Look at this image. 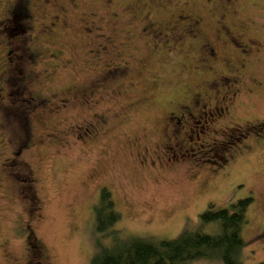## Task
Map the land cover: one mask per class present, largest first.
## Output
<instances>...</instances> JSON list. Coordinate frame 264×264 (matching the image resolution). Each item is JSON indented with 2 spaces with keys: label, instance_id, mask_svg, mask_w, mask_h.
<instances>
[{
  "label": "rangeland",
  "instance_id": "obj_1",
  "mask_svg": "<svg viewBox=\"0 0 264 264\" xmlns=\"http://www.w3.org/2000/svg\"><path fill=\"white\" fill-rule=\"evenodd\" d=\"M5 1L0 73L24 39L43 101L21 152L0 129V264H89L110 240L94 230L102 187L120 214L111 228L156 240L215 234L201 218L209 204L252 197L240 260L264 261V0H29L25 32L16 16L2 26ZM198 93L204 111L225 110L170 131L171 107Z\"/></svg>",
  "mask_w": 264,
  "mask_h": 264
},
{
  "label": "trees",
  "instance_id": "obj_2",
  "mask_svg": "<svg viewBox=\"0 0 264 264\" xmlns=\"http://www.w3.org/2000/svg\"><path fill=\"white\" fill-rule=\"evenodd\" d=\"M12 13L13 18L18 19L25 9L18 4ZM7 14L4 11L3 18ZM251 201L249 196L238 199L232 203L231 210L220 208L213 211L210 209L212 204H209L201 218L203 222L217 224L219 231L215 234L185 228L175 238L156 240L123 236L120 230L111 228L120 214L114 209L110 191L102 187L98 205L94 208V230L108 235L110 240L106 244L96 242L98 248L89 264H187L193 259L214 257L220 258L224 264H243L240 254L245 242L240 230L246 222L245 213ZM257 264H264V261Z\"/></svg>",
  "mask_w": 264,
  "mask_h": 264
},
{
  "label": "flooded vegetation",
  "instance_id": "obj_3",
  "mask_svg": "<svg viewBox=\"0 0 264 264\" xmlns=\"http://www.w3.org/2000/svg\"><path fill=\"white\" fill-rule=\"evenodd\" d=\"M18 4L22 5V7L25 9V13L21 14L22 16L16 19L17 26L15 27V29L19 28L20 32H25L30 29L32 22L31 20L33 18L32 13L30 12L28 7L29 0H6L3 6V10L9 14H7L5 18H1V21H3L2 26H4V28L6 29L11 23L15 21L12 11L15 5L17 6ZM195 23L196 21H194L192 24ZM10 28L12 29L13 27L11 26ZM19 46L22 50V53L15 56L14 60H12V63H10V66H7L3 70V72L0 73V79L6 86V89L4 91L6 97L2 96V93L0 94V129L6 130L9 134L10 141L13 146L12 152H21L22 149L27 146V141L30 138L29 136H31V132H29V115L31 112H34L43 101L42 99H39L36 94L33 93V91H30L29 86L30 84H33L32 71L28 70L24 66V61L28 60L32 63L36 58L37 53L30 46L26 45V41L24 39L19 40ZM4 98L7 102H3ZM207 106L208 105L204 103V101H202V98L198 93L192 97L190 105L171 107L173 110L169 111L168 128L170 129V131H174L177 133L182 127L185 126V124L190 125L191 123H195L196 126L201 124L202 121L207 122L206 113L210 117V119H212L213 115H220V113H222L226 108V105L224 106V104L222 103L219 107L214 106L212 108H209L213 110L212 112L204 111V108H208ZM193 109L196 110V113L193 112ZM195 114L201 120L194 119ZM186 117H188V119H186ZM14 123L23 124L22 130L20 129V133H18V135L20 134V137H18L17 139L12 138L17 135V131L14 129ZM9 125H11V127ZM8 127H10L11 130H9ZM84 130H87V128H84ZM191 131L193 132V130ZM197 133L198 131L195 132L198 137ZM254 133L259 135V140H264V130L258 132L255 131ZM177 142L182 145V134L179 138L177 135ZM213 149L221 151L224 149V144L215 143ZM33 197L35 196H31L32 200ZM25 264L28 263L26 262Z\"/></svg>",
  "mask_w": 264,
  "mask_h": 264
},
{
  "label": "bare ground",
  "instance_id": "obj_4",
  "mask_svg": "<svg viewBox=\"0 0 264 264\" xmlns=\"http://www.w3.org/2000/svg\"><path fill=\"white\" fill-rule=\"evenodd\" d=\"M182 150V149H181Z\"/></svg>",
  "mask_w": 264,
  "mask_h": 264
}]
</instances>
